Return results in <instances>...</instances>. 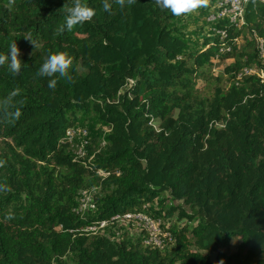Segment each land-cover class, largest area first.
<instances>
[{
  "label": "trees",
  "instance_id": "obj_1",
  "mask_svg": "<svg viewBox=\"0 0 264 264\" xmlns=\"http://www.w3.org/2000/svg\"><path fill=\"white\" fill-rule=\"evenodd\" d=\"M86 2L92 19L57 34L73 0H0V54L14 41L22 62L0 66V264H264V0H240L243 22L214 20L199 47L156 0ZM56 52L71 79L39 74ZM81 113L107 132L76 155ZM139 212L161 245L88 229Z\"/></svg>",
  "mask_w": 264,
  "mask_h": 264
},
{
  "label": "rangeland",
  "instance_id": "obj_2",
  "mask_svg": "<svg viewBox=\"0 0 264 264\" xmlns=\"http://www.w3.org/2000/svg\"><path fill=\"white\" fill-rule=\"evenodd\" d=\"M230 4L226 0H206V6L200 7L191 13L182 14L177 16L174 21V27L179 29V33L183 34L194 47L201 46L202 37H207L214 30L213 22L218 13H225V18L233 17L230 12ZM223 17V18H224ZM222 18V17H221ZM229 61L215 63L213 66V73L219 75L225 64ZM84 118V120H82ZM77 128L79 133L74 136V143L72 146V153L82 155L84 153L83 145L88 138L99 136L101 141L105 140L106 128L98 120L97 115L94 113H81L78 118ZM86 130V134L82 135L81 132ZM73 141V140H72ZM86 196L94 202L98 197L99 190H84ZM83 192V191H82ZM82 192L77 197L76 210L81 213H93L94 208L83 207L80 203V198L83 196ZM175 204V203H173ZM147 217L151 220L153 226L151 227L149 221L146 225L144 220L134 218L132 221L121 220L119 223L113 225H106L102 228V232L112 240H120L124 233H126L130 240L140 238L147 242H155L156 245L162 244L164 233L159 227V221L156 218Z\"/></svg>",
  "mask_w": 264,
  "mask_h": 264
},
{
  "label": "clouds",
  "instance_id": "obj_3",
  "mask_svg": "<svg viewBox=\"0 0 264 264\" xmlns=\"http://www.w3.org/2000/svg\"><path fill=\"white\" fill-rule=\"evenodd\" d=\"M114 3L124 7L125 4L131 6L136 3V0H113ZM157 6L170 10L171 14L180 16L188 14L192 11L206 6V0H156ZM112 4L109 0H104L103 9L105 12L111 11ZM64 22L57 30V34L71 32L76 26L83 25L85 21L91 20L95 15V10L88 6L86 0H73L72 6L64 9ZM8 62V70L13 75H18L22 69V62L19 59V49L13 41L9 46V51L6 55L0 54V66ZM71 60L64 52L49 53L44 62L39 68L41 76L56 77L71 79L69 67ZM57 84V79L49 80V88H54ZM16 93L13 92L12 95ZM11 218V215H9Z\"/></svg>",
  "mask_w": 264,
  "mask_h": 264
},
{
  "label": "built area",
  "instance_id": "obj_4",
  "mask_svg": "<svg viewBox=\"0 0 264 264\" xmlns=\"http://www.w3.org/2000/svg\"><path fill=\"white\" fill-rule=\"evenodd\" d=\"M227 3L230 4V12L231 14H233V17L228 18V20L230 21V23H236V21H239V23L243 22V18H242V12L243 9L240 6V0H226ZM225 16V13H218L217 16L215 17V19H223V17ZM222 17V18H221ZM225 18V17H224ZM217 34L221 35V37H223L225 35V32L223 29H220L218 31H216ZM253 38L257 44L258 47V51H259V58L261 61V64L264 66V38L259 37L257 35H253ZM246 73L249 74H258V75H262V72H256L255 69H249L246 70ZM79 133L78 128H70L67 130L66 134L67 137L69 139H72L75 135H77ZM82 135L86 134V130L84 129L83 132H81ZM83 196L80 198V203L82 204L83 207H89V208H94V204L93 202L89 199L88 196H86V191L82 192ZM134 218L138 219V220H144V222L148 223L150 226L152 227L153 224L151 222V220L147 217L146 214H144L143 212H139V213H126L124 215H115L113 217L115 224L119 223L121 220H125V221H132ZM107 225V223L105 221H101L98 224H96L95 226H91L88 229L89 230H94V229H100L102 230V228H104ZM155 244V242H152Z\"/></svg>",
  "mask_w": 264,
  "mask_h": 264
}]
</instances>
